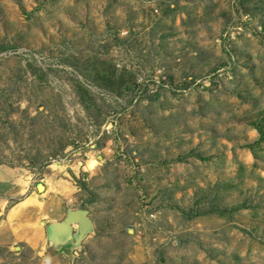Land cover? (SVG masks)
<instances>
[{
  "label": "rangeland",
  "instance_id": "obj_1",
  "mask_svg": "<svg viewBox=\"0 0 264 264\" xmlns=\"http://www.w3.org/2000/svg\"><path fill=\"white\" fill-rule=\"evenodd\" d=\"M0 264H264V0H0Z\"/></svg>",
  "mask_w": 264,
  "mask_h": 264
},
{
  "label": "water",
  "instance_id": "obj_2",
  "mask_svg": "<svg viewBox=\"0 0 264 264\" xmlns=\"http://www.w3.org/2000/svg\"><path fill=\"white\" fill-rule=\"evenodd\" d=\"M78 226L74 229V227ZM68 228L69 235L66 240L59 243L53 242L52 235L57 228ZM82 229L80 237L77 234ZM47 239L53 244L54 248L61 250L63 248H75L80 245L82 239L90 232L93 231V225L88 217V211L86 209H68L66 216L61 221H50L45 226ZM75 230V231H74Z\"/></svg>",
  "mask_w": 264,
  "mask_h": 264
},
{
  "label": "bare ground",
  "instance_id": "obj_3",
  "mask_svg": "<svg viewBox=\"0 0 264 264\" xmlns=\"http://www.w3.org/2000/svg\"><path fill=\"white\" fill-rule=\"evenodd\" d=\"M94 163H95V162H94L93 160H90V161L88 162V170L93 168V165H95ZM77 227H78V226L76 225L75 228H77ZM82 232H83V231H82V229H81L80 232L76 233L77 236H78V238L81 236L80 233H82ZM68 235H69V229H68V228L65 227V228L60 229V228L58 227V228H57L56 230H54V232H53L52 240H54V241H52V243H53V242L59 243L60 241H64V240H66V237H68Z\"/></svg>",
  "mask_w": 264,
  "mask_h": 264
}]
</instances>
